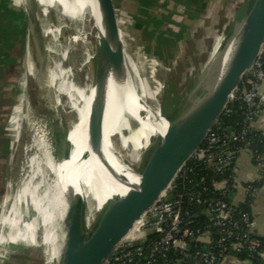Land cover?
Returning <instances> with one entry per match:
<instances>
[{
    "label": "water",
    "instance_id": "water-1",
    "mask_svg": "<svg viewBox=\"0 0 264 264\" xmlns=\"http://www.w3.org/2000/svg\"><path fill=\"white\" fill-rule=\"evenodd\" d=\"M231 0H219L209 9V14L200 23L205 27L225 21L235 12L229 28L224 23L216 29L213 25L211 41L199 55L192 73L179 82L184 62L194 52L193 41L198 29L190 33V40L179 49L172 72L166 79L164 98L158 106L157 98L144 96L139 84V73L134 82L141 103L150 110L153 118L159 114L170 118L164 134H157L150 153L146 155L143 181L134 195L127 191L116 195L108 204L110 215L104 220L93 240L84 243L81 236V206L83 194L71 185L61 195L63 207L57 219L56 250L51 264H108L119 246L129 238L149 210L164 196L192 155L205 141L209 131L220 119L230 96L240 85L244 75L251 69L264 46V0H237L235 11L225 12ZM83 24L89 36V85L94 95L85 115L83 142L89 143L92 151L107 168L105 156L104 120L109 96L110 79L120 77L130 62L138 68L132 51L130 34L123 11V0H81ZM26 35V84L28 89L29 117L35 136H41L42 124L46 121L44 102L46 84L52 70L44 44L41 4L42 0H22ZM169 0H161L154 16L149 20L154 32L163 25L168 14ZM178 6L170 9L171 13ZM235 7V5L233 6ZM234 9V8H233ZM226 14V16H225ZM212 22V23H211ZM221 35V38H217ZM218 40V42H217ZM138 72V71H137ZM141 80V78H140ZM198 81L197 87H192ZM178 83L177 92L173 93ZM172 87V91L169 89ZM197 92V94H195ZM193 94H195L193 96ZM59 95V93H58ZM57 97V96H56ZM60 99V95L58 96ZM61 101V99H60ZM48 118L59 138L61 153L71 157L72 141L70 123L62 102ZM145 115L147 111H144ZM89 157L88 152L81 155ZM86 174L81 172L83 182ZM121 177V176H120ZM121 179L124 180L123 177ZM191 248V245H188Z\"/></svg>",
    "mask_w": 264,
    "mask_h": 264
},
{
    "label": "rangeland",
    "instance_id": "rangeland-1",
    "mask_svg": "<svg viewBox=\"0 0 264 264\" xmlns=\"http://www.w3.org/2000/svg\"><path fill=\"white\" fill-rule=\"evenodd\" d=\"M218 1L169 0L167 19L154 32L149 20L157 12L161 0H123L132 51L146 82L156 94L157 100L154 103L157 106L164 98L162 95L167 88L166 79L172 72L177 52L190 40V33L197 28L199 35L193 41L194 52L183 63L179 82H184L185 76L192 73L199 55L211 41L212 30L223 24L224 20L219 14L217 23L211 22L205 29L200 25L209 14V9ZM237 2L230 1L225 10L226 14L228 10L233 12L238 9ZM43 4L47 7L45 20L52 29L51 52H47L46 57L56 80L61 85L63 82L73 85L75 90L86 89L89 85L87 61L90 49L87 30L85 29L88 50L81 44L80 39L75 38L76 34L81 33L73 14L55 0H43ZM174 6L178 7L169 13ZM234 15L235 12L230 15L229 21L224 22L228 23L229 28L234 22ZM214 24L216 27L212 29ZM217 38H221V35ZM44 44L46 47L45 41ZM25 55L22 0H0V264H38L46 254V247L41 243L46 230L41 227L42 219L31 205V198L20 206L13 204L17 192L27 186L26 181L31 174L28 162L32 150L29 152L28 149L32 145L33 131L28 117ZM194 86H198V81H195L192 87ZM177 88L178 83L174 86L173 93L177 92ZM63 91L59 90L60 99L65 111L69 113L72 111L71 105L75 106V101L81 102V96L79 92H74L72 97L76 100L73 101ZM169 91H172V87ZM16 115L19 117L17 122L20 123L18 128L13 122ZM34 232L35 243L26 244L25 236L33 235Z\"/></svg>",
    "mask_w": 264,
    "mask_h": 264
},
{
    "label": "bare ground",
    "instance_id": "bare-ground-1",
    "mask_svg": "<svg viewBox=\"0 0 264 264\" xmlns=\"http://www.w3.org/2000/svg\"><path fill=\"white\" fill-rule=\"evenodd\" d=\"M55 1L76 18L81 34H76L75 38L80 39L81 44L88 50L83 12L80 4L77 3H81V0ZM41 6L42 33L49 54L51 52L52 29L49 28L45 20L47 7L43 4V0ZM79 36L83 38H79ZM87 65L89 66V63ZM138 67L139 70L133 62H130V66L125 68V72L120 77L110 79L109 82L103 147L109 163L108 168L100 162L89 143L84 144L83 142V126L87 123L85 115L93 98L94 89L89 91L87 87L75 90L73 85H66L64 82L61 85L56 80L53 69L50 71L43 106L46 121L42 124L41 136H35L33 133L32 145L28 149L29 152L32 150L28 162L31 174L28 175L27 186L17 192L16 200L13 203L20 206L29 201L30 197L31 205L38 211L39 217L42 219L41 227H45L46 230L41 242L46 247V258L45 256L41 258L42 264H51L56 250L57 219L63 207L61 195L64 194L67 186L72 185L78 193L83 194L80 214L81 236L84 243L94 239L96 232L101 229L104 220L110 215L108 204L114 196L124 195L127 191L134 195L140 189L146 155L151 151L155 135L165 133L167 126L170 125V118L159 114V117L154 119L150 110L141 103L134 82L137 73L141 78V80L138 78V81L143 88L144 96L142 97L156 98V94L146 82L141 67L139 65ZM60 89L64 90L63 92L73 101L76 100L72 97L74 92H79L81 96V102L75 101V106L71 105L72 111L67 113L72 141L69 160L62 155L59 138L55 134L52 122H48V118L52 116V113L54 114L55 107L61 102L58 97ZM144 111H147L146 115ZM18 120L19 117L16 115L13 122L17 128L20 124L17 122ZM29 123L32 129L30 117ZM84 152H88L89 157L82 158L81 155ZM81 172L87 176L83 182L79 180ZM29 236H25L26 244L35 243V232Z\"/></svg>",
    "mask_w": 264,
    "mask_h": 264
},
{
    "label": "built area",
    "instance_id": "built-area-1",
    "mask_svg": "<svg viewBox=\"0 0 264 264\" xmlns=\"http://www.w3.org/2000/svg\"><path fill=\"white\" fill-rule=\"evenodd\" d=\"M264 79V46L257 57L251 69L244 75L240 85L230 96L223 112L231 113L237 107L243 109L244 128L241 133L237 134L233 128L221 129L220 125L215 126L209 131L205 145L192 155L203 160L208 166H214L219 171H226L233 162L234 152L230 149L229 143L235 139L245 140L246 135L251 129L253 121L259 115L261 107L264 105V93L259 90V84ZM203 142V143H204ZM250 149V148H248ZM251 150V149H250ZM257 166L259 168V178L264 176V154L253 152ZM205 155V158H202ZM207 155V156H206ZM236 171V166H234ZM205 179L202 178V181ZM176 180L170 186L169 195L162 196L158 202L149 210L146 216L135 227L133 234L138 235L137 239L127 238L113 254L108 264L120 262L121 264H131L135 256L145 257V262L136 264H155L158 255L165 257L171 251H179L184 254L183 260H178L173 264H221L222 260L219 255L207 249H197L194 253H189L191 240L200 235L201 230L192 227L187 217L190 215V204L202 203L204 213L212 219L214 226L219 228L222 237L218 241L222 243L225 239H234L232 248L239 252L245 244L250 251H254L260 242L255 238L254 233V216L253 212L240 210L237 208L241 203H246L253 207L255 200L260 193V185H249L246 187L245 198L239 203H233L232 200L226 199L225 196L229 190L224 186L225 182L219 184L222 188L221 196H207L204 192L208 190L207 186H201L196 183L186 192H174ZM205 225L207 221L203 222ZM158 234L147 247V255L143 247L149 233ZM202 234V233H201ZM204 237H210L212 234L206 232ZM254 235V236H253ZM243 241H246L245 243ZM136 248L131 249L133 245ZM170 264V263H166ZM172 264V263H171Z\"/></svg>",
    "mask_w": 264,
    "mask_h": 264
},
{
    "label": "trees",
    "instance_id": "trees-1",
    "mask_svg": "<svg viewBox=\"0 0 264 264\" xmlns=\"http://www.w3.org/2000/svg\"><path fill=\"white\" fill-rule=\"evenodd\" d=\"M243 109L241 107H237L233 112H223L220 119L218 120L217 125L221 126V129L233 128L234 131L239 134L244 128L243 122ZM256 119V118H255ZM205 145V142L202 143L201 147ZM230 149L234 152L233 162L229 165V169L226 171H219L214 166H208L207 163H204L202 159L196 156H192L188 162L184 165L182 170L180 171L178 177L176 178V188L174 192H186L190 190L196 183H200L201 186H207L208 190L205 191L204 194L210 197L213 196H221L222 188L219 187V184H223L229 190V193L225 196L226 199L230 198V193L235 189L236 185V171L234 170V166H236V158L237 154L243 148H250L253 152H257L258 154H264V134L256 130L255 128L251 129L246 135V139L240 140L235 139L229 143ZM207 156V155H206ZM202 158H205L203 155ZM254 162L257 164V161L254 157ZM202 178L205 180L202 181ZM263 178L261 180H255L253 182H249V185H262ZM190 207V215L187 217L188 223L192 227H199L202 234L206 232H210L212 236L204 237L201 233L197 235L194 240H191V248L189 253H194L197 249H207L209 251H213L219 258L223 260V258L230 252L232 249V245L234 239L228 238L225 239L222 243L218 241L221 239L222 234L219 228L214 226V222L211 218H209L204 213V205L202 203H193L189 205ZM245 210L252 212V208L246 205V203H241L237 208V211ZM207 221L205 225L203 222ZM158 236L157 233L152 232L147 236V240L144 242L143 247L145 249V254L147 255V247L150 242ZM254 236V235H253ZM255 238L259 240L260 244L256 250L250 251L245 245L246 241H243L245 244L240 249V258L241 259H249L254 264H264L262 260V252L264 251V238L258 237L255 235ZM138 244L133 245L131 249L137 247ZM145 262V257H137L133 259L131 264H136L137 262ZM184 254L179 251H171L165 257L161 255L157 257V261L155 264H166V263H175L178 260H183ZM39 264H42V260L39 261ZM114 264H121L120 262H114Z\"/></svg>",
    "mask_w": 264,
    "mask_h": 264
},
{
    "label": "crops",
    "instance_id": "crops-1",
    "mask_svg": "<svg viewBox=\"0 0 264 264\" xmlns=\"http://www.w3.org/2000/svg\"><path fill=\"white\" fill-rule=\"evenodd\" d=\"M259 90L264 93V79L259 84ZM252 126L264 134V105L261 107L257 118L253 121ZM259 175V168L254 162L251 150L248 148L241 149L236 158V185L235 189L230 193L233 203H239L245 198L247 184L257 180ZM252 212L255 221L254 233L256 236L264 238V176L263 183L260 186V193L252 207ZM261 255L264 263V251ZM221 264L254 263L249 259H241L239 251L236 248H232L223 258Z\"/></svg>",
    "mask_w": 264,
    "mask_h": 264
}]
</instances>
